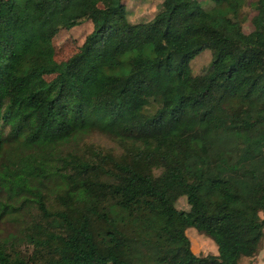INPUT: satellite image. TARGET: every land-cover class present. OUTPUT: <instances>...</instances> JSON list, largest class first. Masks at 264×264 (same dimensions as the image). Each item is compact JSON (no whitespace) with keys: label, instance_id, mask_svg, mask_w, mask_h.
Wrapping results in <instances>:
<instances>
[{"label":"trees","instance_id":"16d2710c","mask_svg":"<svg viewBox=\"0 0 264 264\" xmlns=\"http://www.w3.org/2000/svg\"><path fill=\"white\" fill-rule=\"evenodd\" d=\"M0 0V264H239L264 235V0ZM90 29L56 60L55 33ZM210 57L197 72L191 59ZM91 131L112 146L84 140ZM184 196L186 207L175 202ZM193 226L215 253L190 249ZM261 264H264V255Z\"/></svg>","mask_w":264,"mask_h":264},{"label":"rangeland","instance_id":"374dc122","mask_svg":"<svg viewBox=\"0 0 264 264\" xmlns=\"http://www.w3.org/2000/svg\"><path fill=\"white\" fill-rule=\"evenodd\" d=\"M125 9L126 15L124 18V27L127 35H134L137 24L139 22L148 21L153 13L158 9L160 0H121ZM258 0H243L239 10L238 18L243 31H248L251 27L250 17L254 12V5ZM109 0H86L82 2L80 9L71 15L76 16L81 14L90 3L99 6L107 4ZM206 8L211 5L209 0H199ZM91 25L88 20H83L79 24L72 26L70 29H59L51 38L50 43L53 50V57L56 60L65 59L70 53L76 50L78 44L82 41L83 35L90 29ZM210 57L208 49H203L191 59V68L193 72H197L202 66L206 65ZM84 140H89L103 146H112L113 142L109 136L98 131H91L84 136ZM175 206L185 208L186 202L184 196L177 198ZM264 216L260 212V217ZM10 228V224L0 218V231ZM186 234L190 240V249L198 254L207 252L215 253V245L209 237L197 231L193 226L186 228ZM264 255V235L260 241V246L257 252L248 257H242L239 264H261Z\"/></svg>","mask_w":264,"mask_h":264}]
</instances>
